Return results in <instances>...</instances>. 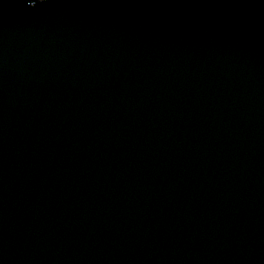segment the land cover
I'll use <instances>...</instances> for the list:
<instances>
[{
  "label": "water",
  "instance_id": "1",
  "mask_svg": "<svg viewBox=\"0 0 264 264\" xmlns=\"http://www.w3.org/2000/svg\"><path fill=\"white\" fill-rule=\"evenodd\" d=\"M0 264H264V0H0Z\"/></svg>",
  "mask_w": 264,
  "mask_h": 264
}]
</instances>
